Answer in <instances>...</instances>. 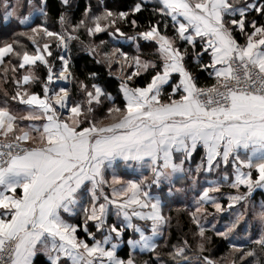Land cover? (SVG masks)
<instances>
[{
    "label": "snow or ice",
    "instance_id": "6c2138e0",
    "mask_svg": "<svg viewBox=\"0 0 264 264\" xmlns=\"http://www.w3.org/2000/svg\"><path fill=\"white\" fill-rule=\"evenodd\" d=\"M61 3L55 30L48 0H0L17 26L0 39V264H264V0H89L78 20ZM73 42L119 73L116 95L76 74ZM173 204L191 239L173 241Z\"/></svg>",
    "mask_w": 264,
    "mask_h": 264
},
{
    "label": "trees",
    "instance_id": "16d2710c",
    "mask_svg": "<svg viewBox=\"0 0 264 264\" xmlns=\"http://www.w3.org/2000/svg\"><path fill=\"white\" fill-rule=\"evenodd\" d=\"M97 2V0H91V3L93 5H95ZM130 0H107V3L110 6H115L116 3H129ZM89 3V0H72V4L73 7L70 10V14L73 18V20H78L81 16V13L83 12V8L85 5H87ZM47 10L49 12V25L55 29V30H59V22L56 19V17L58 16L59 12L63 10L62 7V3L61 0H48V7ZM147 15V14H145ZM34 22H43V17L40 16H36L34 17ZM13 30H17V26L15 24V22H13L12 24L8 25V26H4V25H0V39L3 38H7L8 36H10L11 32ZM105 37H103L102 35L99 36V39H103ZM242 40V37L240 38ZM125 50L129 51L130 53H134L135 52V48L133 47H127L125 48ZM71 63L74 67V70L76 72V74L78 76H80L81 78H83V76L88 72V71H94L99 73V80L98 82L101 83L102 86H106L107 91H110L113 93V95H116V90L118 87V81L115 79L116 72L115 70L113 71L112 75H109L108 73V69L106 68V66L102 63H96L95 59L87 52V50L83 49L80 47L79 43L73 42L72 46H71ZM196 75L198 76L199 79V83L200 84H205L208 81V77L206 73H200L199 71L196 72ZM0 83L3 86V82L0 81ZM33 88H35L36 86L33 85ZM38 90V89H37ZM200 155H202V150L200 153H198L195 156V163H198L200 160ZM193 164V165H194ZM122 174H124L126 177L131 178L132 173H127L122 170ZM166 190V189H165ZM222 191L224 193L229 192V191H233L231 190L229 187H226V185H224V187L222 188ZM258 199L260 200H264V193L257 189L252 197L251 200L252 202H256ZM224 203H227L226 198L224 199ZM175 205V204H173ZM178 206H172L173 211L171 212V215L173 216V222H172V238L173 241H175L176 237L178 235H180V229L182 228L184 232H189V238L191 239V234H190V229L192 227L187 215H183L181 217H179L180 219V227L178 228L177 223H176V219L178 216V213L174 210L175 208H177ZM168 212V211H167ZM67 218V217H66ZM81 217L77 216L71 219V222L75 223L78 220H80ZM111 222V220H110ZM81 235H83V233H80ZM167 234V232H166ZM211 234V233H209ZM215 243L212 245V247L210 248V253L213 256V258L215 259H219L221 257H224L228 251H229V246L228 243L225 242H221L220 238H215ZM130 251V249L126 246V244H121L120 248L118 249V255L126 257V254ZM135 258H137L138 261H143L145 259H148V255L147 254H139V252L134 253ZM35 264H47V261L45 260V258L42 255H38L35 259H34Z\"/></svg>",
    "mask_w": 264,
    "mask_h": 264
},
{
    "label": "rangeland",
    "instance_id": "374dc122",
    "mask_svg": "<svg viewBox=\"0 0 264 264\" xmlns=\"http://www.w3.org/2000/svg\"><path fill=\"white\" fill-rule=\"evenodd\" d=\"M36 2L37 3H39V0H36ZM97 42H98V40H97ZM80 45V44H79ZM81 47V46H80ZM82 48V47H81ZM84 49V48H83ZM86 50V49H85ZM116 72V75H119V73L117 72V71H115ZM195 166V164L193 165V167ZM131 173H132V176H131V178H137V174L131 169ZM126 178H128V177H126ZM219 177H218V175H217V173L214 171L211 175H208V174H204V175H201L200 177H199V179H200V183L201 184H203L204 183V181L205 180H213V179H218ZM182 183H183V181H182ZM226 185V187H228V185L227 184H225ZM153 191H155V188L153 189ZM227 193V192H226ZM191 195H192V193H189V197H191ZM182 199H184L185 200V202H187V203H190V200L188 199V198H185V197H182ZM262 200H260V199H258L256 202L254 201V203H260ZM172 206H178V205H172ZM207 207H209V209L211 210V207L210 206H207ZM165 211H166V213H167V211H168V209L166 208L165 209ZM230 216V213H225L224 214V220H219V222L217 223V227H219L221 224H223V223H225L226 221H227V219H228V217ZM209 221H212V217H208L207 218ZM214 223L216 222V221H213ZM137 259V258H136Z\"/></svg>",
    "mask_w": 264,
    "mask_h": 264
},
{
    "label": "crops",
    "instance_id": "0c3cea01",
    "mask_svg": "<svg viewBox=\"0 0 264 264\" xmlns=\"http://www.w3.org/2000/svg\"><path fill=\"white\" fill-rule=\"evenodd\" d=\"M0 87H2V84L0 83ZM21 108H22V106H16L15 105V102H13V110L14 111H17L19 114H23V112H22V110H21ZM123 169H121V170H118V171H122ZM124 171V173L125 172H127V173H131V169H126V170H123ZM264 193V192H263ZM40 255H42V254H40ZM44 258H45V260H46V257L44 256V255H42ZM35 259V258H34ZM34 264H35V262H34Z\"/></svg>",
    "mask_w": 264,
    "mask_h": 264
}]
</instances>
